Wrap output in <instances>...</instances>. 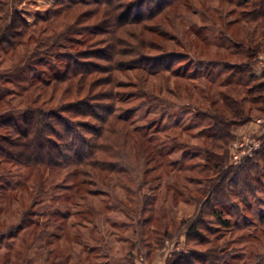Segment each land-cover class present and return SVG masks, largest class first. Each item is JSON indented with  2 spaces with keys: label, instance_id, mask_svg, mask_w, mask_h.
<instances>
[{
  "label": "rangeland",
  "instance_id": "obj_1",
  "mask_svg": "<svg viewBox=\"0 0 264 264\" xmlns=\"http://www.w3.org/2000/svg\"><path fill=\"white\" fill-rule=\"evenodd\" d=\"M55 2L0 0V34L7 32L13 17L1 8L17 7L34 21ZM237 2L178 0L165 5L152 19L127 24V29L120 31L130 40L125 49L137 50L128 58L133 55L142 60L146 55L143 62L159 59L161 65L174 60L172 71L150 73L126 68L114 73L115 89L121 93L117 112L131 109L135 124L150 123L151 147L142 143L133 152L140 158L132 163L136 172L128 181L120 179L125 174L92 169L97 176H92L95 181H88L87 188L97 193L90 195H77L74 176L67 169L49 174L0 164V264H54L62 258L68 264H169L175 252L191 255L215 245L222 247L219 253L229 252L227 264H264V226L260 224L264 214V158L260 155L264 149V109L261 101L250 100L257 95L250 90L264 80V48L252 63L259 79L241 84L240 69L232 68L233 64L225 66L226 62L248 59V43L253 40L250 43L256 46L264 38V25L243 20L252 5ZM88 8L81 6L76 13ZM142 10L146 13L149 9L139 7L133 12ZM90 22L78 28H87ZM41 25L25 34L29 46L35 47L31 36H37ZM83 33L94 40L107 36ZM99 46L100 41L95 48ZM25 47H20L18 54ZM11 55L0 48V71L14 65L17 55ZM208 70L221 72L213 84L203 77ZM177 71L187 72L195 80L177 77ZM228 79L232 81L229 85L220 84ZM11 88L15 91L9 97L11 105L28 106L30 91ZM225 95L233 107L242 109V115L252 117L235 122L233 138L223 143L205 137L213 124L205 113L235 120L225 105ZM220 158L224 161H218ZM249 163L252 169L247 167ZM213 188L226 189L218 197V209L232 222L231 228L211 213ZM145 196L150 199L146 204ZM194 223L210 242L198 243L200 239L190 233ZM217 236L222 237L215 241Z\"/></svg>",
  "mask_w": 264,
  "mask_h": 264
},
{
  "label": "trees",
  "instance_id": "obj_2",
  "mask_svg": "<svg viewBox=\"0 0 264 264\" xmlns=\"http://www.w3.org/2000/svg\"><path fill=\"white\" fill-rule=\"evenodd\" d=\"M176 1L178 0H56L53 7L34 21H29L17 7L13 10L1 8L9 18L13 17L7 32L0 34V48L5 54L16 57L18 49L24 45L26 47L17 55L10 69L0 71V164L9 163L17 168L49 174L55 170L67 169L68 174L74 176L73 182L79 196L80 193H97L93 188H87L88 181H95L92 179V169L125 174L120 179H131L136 172L132 163L138 162L140 158L133 152L144 144L151 147L152 138L148 132L152 126L150 123L135 124L131 109L118 114L117 102L121 93L115 89V70L141 69L150 73L172 71L174 60L161 65L159 59L143 62L147 59L146 55L142 60L133 55L128 58L137 50L125 49L130 40L122 36L120 31L123 29L124 32L127 24L152 19L154 14L164 10L165 5ZM237 1L242 5H252L251 11L244 12L243 20L264 25V0ZM81 6L90 8L86 12L76 13ZM139 7H148L149 10L146 13L143 10L134 13ZM87 21H91L87 28H78V25ZM39 23L43 25L36 31L37 36H31L36 43L35 47H31L24 36L31 27ZM83 31L107 36L94 40L93 36H88ZM46 33L49 36H42ZM79 33L83 36H74ZM99 41L102 46L95 48ZM250 42L247 60L239 62L240 64H225H233L232 68L240 69L238 73L242 77L239 80L241 84L260 78L253 71L252 63L264 48V38L258 40L256 46ZM98 59H103L108 64H102ZM213 63V59L209 61L210 65ZM174 73L177 77L195 80L187 72ZM219 74L221 72L214 74L212 70H208L203 77L209 78V82L213 84ZM229 82L232 81L222 80L220 84L229 85ZM11 86L30 91L31 101L28 106L17 108L11 105L12 98L9 97L15 93ZM252 91H256L257 95L250 100L261 101L264 109V80L256 84L250 90ZM226 97L225 95V100ZM46 102L52 104L48 106ZM5 103L7 106L3 107ZM225 105L233 111L235 120L211 116L206 112V117L213 120L205 134L206 138L226 143L233 138L231 127L235 122L247 121L252 117L250 114L242 115V109L233 107L228 99ZM260 155L264 158V149ZM218 161L223 162L224 159L220 158ZM247 167L253 168L250 163ZM217 171L220 172V169ZM11 175L8 173L6 176L10 178ZM20 177L21 174H18V178ZM246 181L245 179L243 182L245 185L248 183ZM124 185L128 186V190L131 189L127 183ZM216 189L210 191L211 213L217 216L224 227L231 228L232 222L229 218H224L223 211L218 209L221 203L218 197L226 193V189ZM144 198L145 204L150 201L149 197ZM260 224L264 226V214L260 216ZM198 229L194 223L190 230L191 234L194 233L200 239L197 240L198 243L210 242V238L203 236ZM221 237L217 236L215 241ZM221 248L220 245H215L212 249L191 255L175 252V257L169 264H189L191 259L201 264H227L229 252L220 251V254L218 251ZM62 259L54 264H68Z\"/></svg>",
  "mask_w": 264,
  "mask_h": 264
},
{
  "label": "built area",
  "instance_id": "obj_3",
  "mask_svg": "<svg viewBox=\"0 0 264 264\" xmlns=\"http://www.w3.org/2000/svg\"><path fill=\"white\" fill-rule=\"evenodd\" d=\"M261 121H262V119H259V120H258V122H261ZM141 264H144V263H141Z\"/></svg>",
  "mask_w": 264,
  "mask_h": 264
}]
</instances>
